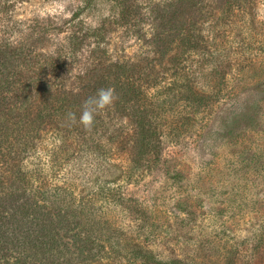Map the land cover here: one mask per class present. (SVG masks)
Instances as JSON below:
<instances>
[{
	"label": "rangeland",
	"instance_id": "1",
	"mask_svg": "<svg viewBox=\"0 0 264 264\" xmlns=\"http://www.w3.org/2000/svg\"><path fill=\"white\" fill-rule=\"evenodd\" d=\"M258 5V15L264 19V0ZM69 7L68 0H21L9 11L4 9L8 12L0 6V42L23 51L13 59V72L21 74V79L38 81L45 77V86L55 95L63 90L81 93L80 77L94 65L99 75L108 73L121 56L142 58L141 46L128 29L111 34L104 52L89 40L79 50H72L67 40L70 33L65 28L55 30L68 17ZM104 9L100 11L106 12ZM206 16L204 12L202 21ZM202 21H197L201 29L207 28ZM246 25L245 32L235 38L237 25L224 21L222 39L205 46L214 52V58L205 60L203 52L197 59H189L191 72L204 75L197 80L203 93L212 91V73L220 71L221 92L216 98L211 95L204 106L194 105L195 109L180 101L171 102L172 107L156 108L161 110V129L151 152L141 153L138 130L112 105L100 111L95 122L99 124L101 145L97 155L106 157L107 162L87 157L85 141L81 145L74 141L71 147L66 143L59 146L60 140L53 133L56 125L50 121L35 125L32 132L34 149L36 146L32 168L50 176L53 186L66 190V196L70 193L82 199L84 204L90 196L83 188L87 190L96 182L106 187L116 183L122 206L115 205L108 196H100L98 214L110 217L125 238L159 260L179 264H264L249 250L252 242L264 234V51L258 49L259 43L264 47V33L259 30V35L258 28L264 26L257 24L255 34H250L251 25ZM248 42L252 47L247 52ZM26 59L47 70L42 75L31 73L34 69ZM153 70L160 76L162 66ZM84 97L87 99L86 95L79 98L80 106ZM18 100L12 91L0 88L2 113L19 106ZM35 110L32 108L31 123L37 122ZM189 118L185 125L184 119ZM61 136L68 137V141L78 134L73 131ZM71 158L73 161L68 163ZM108 163L115 167L110 168ZM105 167L110 171L99 173ZM119 170L134 173L135 181L127 182L128 175H119ZM21 192L18 190V194ZM65 226L68 228L67 223ZM70 246L63 253L66 259L77 254ZM127 260L126 256L103 261L130 264Z\"/></svg>",
	"mask_w": 264,
	"mask_h": 264
},
{
	"label": "trees",
	"instance_id": "2",
	"mask_svg": "<svg viewBox=\"0 0 264 264\" xmlns=\"http://www.w3.org/2000/svg\"><path fill=\"white\" fill-rule=\"evenodd\" d=\"M19 1L0 0V6L8 10ZM204 1L68 0L69 15L55 30L65 28L70 33L67 40L72 50H79L89 40L96 49L104 52L111 34L118 29H128L131 36L138 40L139 46L143 47H140L141 57L147 60L145 64L141 57L131 60L121 56V60L113 62L108 73L99 75L94 65L80 77L81 93L78 90L75 93L63 90L58 93L55 91V95L45 86V77L38 81L28 80V77L21 79V74L17 76L12 68L14 57L20 56L23 51L18 47L13 48L10 43L0 42V88L6 92L12 91L17 100L21 98L18 100L21 104L16 108H6L5 113L0 111V263L107 264L103 260L127 256L130 264H179L175 260L157 259L147 249L125 238L110 217L104 218L98 214L96 207L100 196H108L115 205L122 206L118 195L120 188L116 183L106 187L96 182L87 190L83 188V192L86 194L89 191L87 195L90 196L83 200L84 204L82 199L70 193L66 196V190L53 186L49 181L50 176L39 173L37 168L33 169L36 146L34 149L32 132L36 130L35 125L54 122L56 128L53 133L60 140L59 146L66 143L65 146L71 147L74 141H80L79 145L85 141V152L89 154L87 157H97L99 162H107L106 157L102 159V156L97 155L101 153L100 138L97 136L99 124L95 123L98 116H95L91 132L79 129L82 111L79 98L83 95L86 98L95 96L98 89L112 87L118 97L114 108L131 120L138 130L141 153L151 152L161 129V110L156 108L160 105L172 107L174 105L171 102L180 101L195 109V106L210 102L211 95L216 98L221 92L219 87L223 82H219L220 71L214 70L212 73V91L203 93L201 87L197 86V82H200L197 80L204 75L191 72L193 67L189 65V59H197L196 56L203 52L205 60L214 58V52L205 46L222 39L220 35H225L224 21L234 27L237 25L235 38L245 32L246 22L248 26L251 25L248 27L250 34H255L257 24L264 26V19L258 15L259 0ZM101 9L106 12L102 13ZM204 12L208 16L202 21ZM197 21L208 24V27L201 29ZM239 23L245 26L241 27ZM259 30L264 33V27L258 28L260 35ZM246 46L245 51L248 52L252 46L250 43ZM258 49L264 51L260 43ZM29 60L26 59V62L31 63L35 70H31V73L42 75L47 70L40 65L33 66ZM157 64L162 66L160 76L153 70ZM228 66H232L231 60ZM161 84L162 87H159ZM151 88L156 90L150 92ZM83 99L86 100L85 97ZM32 108H36L37 122H33L34 125L31 123L34 119ZM68 112L76 114L75 124L68 120ZM184 120L186 125L190 118ZM70 128L77 131L78 136L68 141V137L62 139L61 135L73 132ZM71 161L73 158L68 163ZM61 163L64 162L61 160ZM107 166L115 167L111 163ZM109 171L105 167L99 173ZM118 173L123 177L128 175L127 182L135 181L131 171L119 170ZM18 190L22 191L21 194H18ZM67 239H70V247L77 253L73 259H66V255H63L69 248ZM249 250L250 255L264 260V234L252 242Z\"/></svg>",
	"mask_w": 264,
	"mask_h": 264
},
{
	"label": "clouds",
	"instance_id": "3",
	"mask_svg": "<svg viewBox=\"0 0 264 264\" xmlns=\"http://www.w3.org/2000/svg\"><path fill=\"white\" fill-rule=\"evenodd\" d=\"M63 5H61V8ZM118 99L115 89L112 87L100 88L95 96L88 97L83 105L79 116V123L85 131L91 132L94 127L95 116L102 110L111 107ZM68 120L75 124L77 122L76 114L73 112L67 113Z\"/></svg>",
	"mask_w": 264,
	"mask_h": 264
}]
</instances>
